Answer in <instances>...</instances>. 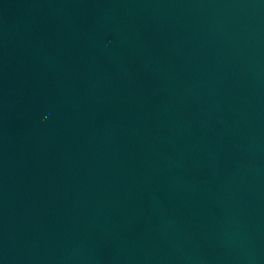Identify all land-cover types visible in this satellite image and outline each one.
Listing matches in <instances>:
<instances>
[{"label": "water", "instance_id": "95a60500", "mask_svg": "<svg viewBox=\"0 0 264 264\" xmlns=\"http://www.w3.org/2000/svg\"><path fill=\"white\" fill-rule=\"evenodd\" d=\"M0 264H264V0H0Z\"/></svg>", "mask_w": 264, "mask_h": 264}]
</instances>
